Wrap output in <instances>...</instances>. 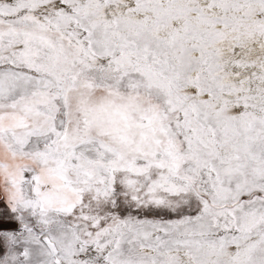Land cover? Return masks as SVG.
Segmentation results:
<instances>
[{
    "label": "snow or ice",
    "instance_id": "obj_1",
    "mask_svg": "<svg viewBox=\"0 0 264 264\" xmlns=\"http://www.w3.org/2000/svg\"><path fill=\"white\" fill-rule=\"evenodd\" d=\"M0 264H264V0H0Z\"/></svg>",
    "mask_w": 264,
    "mask_h": 264
}]
</instances>
